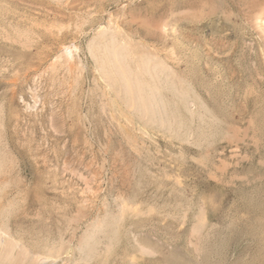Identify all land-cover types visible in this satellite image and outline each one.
<instances>
[{
	"label": "rangeland",
	"instance_id": "1",
	"mask_svg": "<svg viewBox=\"0 0 264 264\" xmlns=\"http://www.w3.org/2000/svg\"><path fill=\"white\" fill-rule=\"evenodd\" d=\"M129 1L0 0V122L3 121L0 123V180L5 177L0 181V189L5 190H0V224L6 226L8 223L7 226H11L7 227L9 232L21 246H28L30 255L38 253L33 251L35 248L42 253L43 244L50 247L56 243L60 246L62 255L60 253L55 260L48 259L49 262L41 264H55L59 258L62 260L60 259L58 264H115L118 261L117 264H194L192 262L195 260L197 264H264V26L259 25V17L262 15L264 18V0ZM209 12L214 16H210ZM109 14L113 15V19ZM198 14H201L199 18ZM108 17H111L112 30L121 32V38L128 36L127 41L130 40L137 52L143 53L152 49V54H157L163 59L166 57L165 61L169 65L179 68L185 77H189L193 90L196 95L199 93L200 96L197 97H201L199 100L202 99L201 102L208 109V116L210 114L209 119L212 121L209 120L211 126L206 125L208 129H204V132H207L204 133L206 136L202 135L203 140L195 127L198 120L194 118H197L198 112H203L204 108H199L196 101L190 102V107L196 115L195 117L193 114L194 118L190 117L191 129L194 128L188 131L187 136L180 137L157 123L148 121V115H138L137 104L132 99L131 92L126 104L123 98L105 87L104 82H100L102 79H99V73L94 69L95 62L87 55L89 53L86 48L93 30H98V24L108 22ZM116 18H119V21ZM94 25L97 28H94ZM66 47H76V50L72 51L71 62L63 52ZM147 48V51H143ZM188 68L190 70H187ZM93 71L96 72L95 75ZM120 105H123L122 109ZM125 110L133 112V116ZM140 120L142 123L145 120L144 124L139 122ZM210 131L212 134L208 133ZM195 135L200 136V140L195 138ZM189 137L192 140L195 138L196 142L193 140V143ZM4 140L7 146L3 143ZM180 153L184 159L179 158ZM10 157L14 162H10V159L8 161ZM169 161H175L174 165L168 163ZM221 163L227 167H220ZM219 169L223 170L222 173ZM166 171L169 175L164 176ZM175 181L179 185H176ZM162 183H165V186ZM181 185L183 189L180 188ZM17 190L18 192H15ZM149 190L155 193L154 196L147 193ZM155 190H158L157 193ZM170 191H176L171 193L175 198L171 197ZM176 193L179 196L175 195ZM195 193L197 195L193 196ZM120 195L126 198L121 199ZM166 195H170L171 199ZM185 199L187 202L183 201ZM133 200L138 201L132 203ZM145 200L149 202L144 203ZM168 200H171V203ZM162 202L168 207L165 203L161 204ZM105 203L108 210L112 209L111 212L103 209L106 207ZM119 203L125 204L123 211H120ZM157 204H160V207ZM193 204L199 207L191 206ZM171 206H175V209H171ZM7 207L9 209L4 212ZM99 211L102 215H98ZM165 214L176 220L167 218L168 215ZM113 215L119 216L114 225L115 230L109 234H99L98 255H101L88 260L79 251L78 240L82 235V238L85 236L98 219L109 220ZM144 216L149 217L148 220L143 218ZM177 219L178 225L175 222ZM156 221L161 225H157ZM128 223L131 225L128 226ZM191 223L199 228L194 225L195 229ZM163 231L164 233H161ZM144 233H148V239L142 237L145 236ZM32 235L38 238L35 239L36 236ZM125 236L132 238L129 237L127 241ZM41 237L45 242H41ZM162 238L166 239L165 243ZM171 238L176 240L172 241ZM167 240L168 244L172 242L169 246ZM47 241L51 242L48 244ZM158 241L163 242L158 244ZM219 241L223 245L219 244ZM69 243L72 247L68 246ZM139 243L144 246V251H141ZM159 245L162 247H158ZM173 245L179 247H172ZM173 248L178 250H174L177 254ZM180 248L184 249L185 253ZM66 251L70 252V255L65 253ZM179 253L183 256L180 257ZM185 258L189 261L191 259L192 262ZM30 260L26 259L27 262L23 264L30 263Z\"/></svg>",
	"mask_w": 264,
	"mask_h": 264
},
{
	"label": "bare ground",
	"instance_id": "2",
	"mask_svg": "<svg viewBox=\"0 0 264 264\" xmlns=\"http://www.w3.org/2000/svg\"><path fill=\"white\" fill-rule=\"evenodd\" d=\"M127 2L129 1V0H126ZM131 1H133V0H131ZM131 1H129V2H131ZM122 2V1H121ZM126 2V3H127ZM123 3V2H122ZM125 3V2H124ZM123 3V4H124ZM129 4V3H128ZM122 5V4H121ZM126 7V6H125ZM203 11V10H202ZM212 11V10H211ZM109 12H111V11H109ZM204 12V11H203ZM216 12V11H215ZM106 13V12H105ZM212 13H213V11H212ZM106 14H108V13H106ZM204 14V13H203ZM208 14V13H207ZM111 17L113 16V15H111V14H109ZM109 15H106V16H109ZM199 15V14H198ZM201 15V14H200ZM200 15L198 16V18L200 17ZM209 15L210 16H214L213 14L211 15V13L209 12ZM105 16V15H104ZM105 16V17H106ZM206 16V15H205ZM262 16V15H261ZM259 17V21H260V23H259V25H261V27L262 26H264L263 25V23H264V18H262V17ZM110 17V18H111ZM116 17H117V15H116ZM197 17V16H196ZM222 17V16H221ZM103 18V17H102ZM109 18V17H108ZM109 18V21L108 22H105V23H101V24H98V30L97 31H94L93 30V35L90 37V39H89V41H88V43H87V53H89V54H87V55H90V57L94 60V62H95V67H94V69L96 70V72H98L99 73V79L101 78L102 80L100 81V80H98V81H100V82H104L105 83V87H107V88H109V90H113V92L116 94V95H119L121 98H123L124 99V101H125V103L127 104L128 103V97H129V94H130V92L132 93V94H130V95H132L133 96V98L132 99H134L135 100V103L137 104V110H135V111H137V113H138V115L139 114H141V115H148V121H150V122H152V123H157V125H159V126H162V127H164V129L165 130H168V131H171V132H174L175 134H176V136L178 135V136H182V135H186L187 133H188V131L189 130H192L191 129V116L193 117L194 115H195V111H194V109L192 110L191 109V107H190V102L191 101H196L197 102V104H199V108H204V111L203 112H201L200 113V111L198 112V116H197V118H194V119H197L198 121H197V124H196V130H198L197 132H198V135H200V136H202V135H204V133L205 132H207L206 130H205V132H204V129L209 125V126H211V124H209V122L211 121L210 119H209V116H210V114H209V116H208V109L203 105V103L201 102V100H199L198 99V97L197 96H200V95H196V93H195V91L193 90V87H192V85L190 84V82H189V80H188V78H187V75H186V77L182 74V72L181 71H179L178 69H176V67H172V65H169L166 61H165V58L163 59V58H161L159 55L157 56V54H152V49H151V51H150V49H149V51H147L148 50V48L146 49V50H143V51H147V52H143V53H140V52H137L135 49H137V48H135V47H133V45H131V43L129 42V41H127L128 39L126 38V37H128V36H125V38H121V36L119 35V33H121V32H118L117 31V29H113L112 30V28H111V26L113 27V25H112V21H111V19H113V17L110 19ZM115 18V17H114ZM203 18H205L204 17V15H203ZM210 18V17H209ZM216 18V17H215ZM224 18V17H223ZM116 19H118V21H119V18H116ZM207 19V18H206ZM220 19V18H219ZM94 20V19H93ZM93 20H92V22H93ZM98 20H100V19H98ZM104 20V19H103ZM103 20H101V21H103ZM108 19H106V21H107ZM118 21H116V22H118ZM201 21H202V19H201ZM201 21H200V23H201ZM220 21V20H219ZM257 21H258V19H257ZM91 22V23H92ZM95 22V21H94ZM97 22V21H96ZM98 23V22H97ZM93 24H95V23H93ZM92 24V25H93ZM117 24V23H116ZM115 24V25H116ZM207 25V24H206ZM95 27L94 28H97L96 27V25H94ZM90 27V26H89ZM119 27H120V25H119ZM118 28V27H117ZM91 29H93L92 27H91ZM261 29H263V28H261ZM206 30V29H205ZM24 31V30H23ZM228 31V30H227ZM233 31V30H232ZM95 32V33H94ZM228 33V32H227ZM232 33V32H231ZM91 34V33H90ZM128 34V33H127ZM87 35V34H86ZM89 35V34H88ZM121 35H122V33H121ZM204 36V35H203ZM87 37V36H86ZM123 37H124V35H123ZM130 37V36H129ZM178 38V37H177ZM177 38H175V39H177ZM180 38V37H179ZM180 41V40H179ZM190 43V42H189ZM188 43V44H189ZM134 44V43H133ZM144 44H146V43H144ZM186 44V43H185ZM185 44H184V46H185ZM140 45H142V44H140ZM85 46V45H84ZM146 46H148V45H146ZM144 47V46H143ZM82 48H83V46H82ZM141 48V47H140ZM146 48V47H145ZM76 50V47H73V48H70V47H66V48H64V50H63V52L68 56V58H67V60H70V59H72L71 58V54H73V50ZM85 50V49H84ZM141 50H142V48H141ZM141 50H139V51H141ZM149 52H151V53H149ZM154 53V52H153ZM157 53V52H156ZM160 53V52H159ZM56 57H58V56H56ZM59 58H60V56H59ZM203 58V57H202ZM56 59H58V58H56ZM181 59V58H180ZM199 59V58H198ZM182 60V59H181ZM198 61V63H199V61H200V59L199 60H197ZM196 61V62H197ZM70 62H71V60H70ZM183 65V64H182ZM196 65V64H195ZM198 65V64H197ZM182 67V66H181ZM180 67V68H181ZM187 67V66H186ZM188 67H189V65H188ZM93 69V70H94ZM71 70V69H70ZM69 70V71H70ZM75 70V69H74ZM77 70V69H76ZM187 70H190L189 68L187 69ZM194 70V69H193ZM197 70V69H196ZM182 71H184V70H182ZM94 72V71H93ZM92 72V73H93ZM96 72H94V75H95V73ZM75 73H76V71H75ZM189 74H191V72H189ZM96 76H98L97 74H96ZM96 76H94V78L96 77ZM192 76V75H191ZM93 78V79H94ZM191 78V77H190ZM75 79V78H74ZM98 79V78H97ZM76 80V79H75ZM193 80V79H192ZM191 80V81H192ZM97 81V80H96ZM95 81V82H96ZM98 83V82H97ZM193 83H194V81H193ZM102 85V84H101ZM194 85V84H193ZM77 86H78V82H77ZM195 87V86H194ZM36 88V87H35ZM104 90H105V88H104ZM34 92V91H33ZM32 92V93H33ZM37 92V91H36ZM106 92V91H105ZM109 94V93H108ZM111 95V94H110ZM114 95V94H113ZM32 96H34L33 94H32ZM31 96V97H32ZM117 97V96H116ZM120 98V99H121ZM112 99V98H111ZM113 99H115V98H113ZM112 99V100H113ZM118 100H116V102H117ZM124 101H123V103H124ZM205 101V100H204ZM25 103V102H24ZM110 103V102H109ZM122 103V102H121ZM204 103H206V101L204 102ZM28 104V103H27ZM35 104H37V103H35ZM205 105H207V104H205ZM25 106V105H24ZM33 106V105H32ZM114 106H115V104H114ZM119 106V105H118ZM121 106V105H120ZM123 106V105H122ZM122 106L120 107L121 109H122ZM27 107H29V106H27ZM111 107H113V106H111ZM130 108L131 107H134V106H129ZM207 107H209V106H207ZM26 108V107H25ZM116 108H118L119 109V107H116ZM128 108V107H127ZM126 108V109H127ZM210 108V107H209ZM30 109V108H29ZM34 109V108H33ZM32 109V110H33ZM28 110V109H27ZM198 110V109H197ZM210 110H213L212 108H210ZM26 111V110H25ZM29 111V110H28ZM123 111V110H122ZM2 112V111H1ZM125 112H129L128 110L126 111L125 110ZM131 112V111H130ZM129 112V113H130ZM215 111L213 110V113H214ZM132 113V116H133V112H131ZM137 113L135 114L136 116H137ZM194 114V115H193ZM216 114V113H215ZM195 117H196V115H195ZM135 118V117H134ZM137 119V118H136ZM3 120V119H2ZM138 120V119H137ZM210 120V121H209ZM142 120H140L139 122H141ZM1 122H3V121H1ZM0 122V123H1ZM138 122V121H137ZM144 122H145V120H144ZM144 122L142 123V124H144ZM194 122H195V120H194ZM212 122V121H211ZM210 122V123H211ZM217 123V122H216ZM146 124V123H145ZM219 124V123H218ZM217 124V125H218ZM207 125V126H206ZM212 125H214L213 123H212ZM217 125H216V127H217ZM55 126V125H54ZM142 126V125H141ZM146 126V125H145ZM149 126H151V125H149ZM154 126H155V124H154ZM208 126V127H209ZM215 126V125H214ZM213 126V127H214ZM1 127V126H0ZM153 127V126H152ZM216 127H214V128H216ZM151 128V127H150ZM149 128V129H150ZM157 128V127H156ZM163 129V128H162ZM206 129H208V128H206ZM219 129V128H218ZM148 130V129H147ZM210 130H212V129H210ZM213 130H215V129H213ZM212 130V131H213ZM159 131H161L160 129H159ZM163 131V130H162ZM194 131H195V129H194ZM209 131V130H208ZM212 131H210V132H208V133H211ZM216 131V130H215ZM218 131V130H217ZM164 132H166V131H164ZM192 132V131H191ZM195 133V132H194ZM216 133V132H215ZM165 134V133H164ZM167 134H169V132L167 133ZM197 134V133H196ZM212 134V133H211ZM174 135V134H173ZM190 135V134H189ZM198 135H197V137H198ZM208 135H210V134H208ZM214 135V134H213ZM216 135V134H215ZM168 136V135H167ZM187 136V135H186ZM199 136V137H200ZM204 136H206V135H204ZM1 137H2V135H1ZM168 137H170V136H168ZM196 137V135H195V138H197ZM199 137L197 138V139H199ZM4 138V137H3ZM173 138V137H172ZM183 138V137H182ZM190 138V137H189ZM193 139V140H195V142H196V139ZM201 138V137H200ZM213 138V137H212ZM212 138H210V139H212ZM177 139V138H176ZM191 139V138H190ZM207 139V138H206ZM6 140V139H5ZM5 140H4V142L3 141H1V143L3 142V143H5ZM183 140V139H182ZM193 140L191 139V141L193 142ZM200 140V139H199ZM198 140V141H199ZM201 140H203V136H202V139ZM209 140V139H208ZM7 141V140H6ZM187 141H188V139H187ZM184 142H186V141H184ZM191 142V143H192ZM201 142V141H200ZM208 142V141H207ZM210 142V141H209ZM2 143V144H3ZM170 143V142H169ZM194 143V142H193ZM203 143V142H202ZM6 144V146H7V142L5 143ZM198 144V143H197ZM199 144H201V143H199ZM212 144V143H211ZM195 145V144H194ZM205 145V144H204ZM3 148H5V146L3 147ZM3 148H1V149H3ZM169 148V147H168ZM3 150H5V149H3ZM217 150V149H216ZM7 151V150H6ZM180 151V150H179ZM181 152V151H180ZM5 153V152H4ZM8 153H11V152H9L8 151ZM2 155V154H1ZM181 156V157H180ZM182 153H180L179 154V158L180 159H184V158H182ZM1 157V156H0ZM2 157H3V155H2ZM8 157V156H7ZM6 156H5V158H7ZM173 158H174V156H172ZM171 157V158H172ZM176 157H177V155H176ZM176 157H175V159H176ZM205 157V156H204ZM4 158V159H5ZM13 158V157H12ZM170 158V159H171ZM178 158V159H179ZM206 158V157H205ZM3 159V158H2ZM3 159V160H4ZM11 160V157L10 158H8V161H10ZM6 160V159H5ZM13 160V159H12ZM10 161V162H14V161ZM172 160V159H171ZM177 160V159H176ZM2 161V160H1ZM7 161V163H9L10 164V162H8ZM224 161V160H223ZM226 161V160H225ZM6 162V161H5ZM171 161H169L168 163H170ZM177 162H179V161H177ZM182 162H184V161H182ZM264 162V161H263ZM2 163H4L3 161H2ZM1 163V164H2ZM139 163V162H138ZM173 163H175V161L173 162ZM173 163H170V164H173ZM226 164H227V162H226ZM234 164H235V162H234ZM237 164H239L238 162H237ZM3 165V164H2ZM1 165V166H2ZM174 165V164H173ZM178 165V164H177ZM217 166H218V164H216ZM225 165V164H224ZM223 165V166H224ZM229 165H230V163H228V167H229ZM231 165H233L232 163H231ZM5 166H6V164H5ZM8 166V165H7ZM134 166V165H133ZM215 166V165H214ZM216 166V167H217ZM222 166V163H221V166L220 167H223ZM236 166H238V165H236ZM264 166V165H263ZM180 167V166H179ZM184 167V166H183ZM225 167H227L226 165H225ZM252 167V166H251ZM10 168V167H9ZM67 168V167H66ZM162 168V167H161ZM182 168V167H181ZM218 168V167H217ZM233 168V167H232ZM254 167H252V169H253ZM1 169V168H0ZM3 169V168H2ZM5 169H6V167H5ZM5 169H3V171L5 172ZM176 169V168H175ZM223 169V168H222ZM225 169L226 168H224V171H225ZM239 169V168H238ZM238 169H236V170H238ZM69 170V169H68ZM159 170V169H158ZM163 170V169H162ZM177 170V169H176ZM178 170H180V169H178ZM184 170V169H183ZM182 170V171H183ZM221 169H219V171H220ZM231 170V169H230ZM233 170V169H232ZM250 170V169H249ZM156 171V170H155ZM188 171V170H187ZM222 171L223 170H221V173H222ZM227 171V170H226ZM247 171H248V169H247ZM1 172V171H0ZM157 172V171H156ZM159 172V171H158ZM235 172V171H234ZM240 172V171H239ZM244 172V171H243ZM255 172H257V170L255 171ZM261 172H263V171H261ZM152 174H154V172H151ZM163 173H164V171H163ZM172 173V172H171ZM176 173V172H175ZM180 173H182V172H180ZM187 173V172H186ZM217 172H215V174H216ZM233 173V172H232ZM254 173V172H253ZM2 174V173H1ZM159 174H160V172H159ZM167 171H166V174H164V176L166 175L167 176ZM173 174V173H172ZM178 175H179V173H177ZM245 174V173H244ZM261 174V173H260ZM4 175V174H3ZM80 175H82V174H80ZM155 175H156V173H155ZM169 175V174H168ZM182 175V174H181ZM217 175H219V174H217ZM222 175V174H221ZM220 175V176H221ZM225 175V174H224ZM230 175V173L227 175V176H229ZM234 175V174H233ZM232 175V176H233ZM5 176V175H4ZM173 176H175V175H173ZM189 176V175H188ZM85 177V176H84ZM157 177V176H156ZM155 177V178H156ZM176 177V176H175ZM174 177V178H175ZM179 176H177L176 178H178ZM216 177V176H215ZM234 177V176H233ZM236 177V176H235ZM237 177H239L238 175H237ZM7 178V177H6ZM10 178V177H9ZM154 178V177H153ZM154 178V179H155ZM157 178H161V176L160 177H157ZM163 178V177H162ZM161 178V179H162ZM219 178V177H218ZM240 178V177H239ZM238 178V179H239ZM246 178V177H245ZM248 178H249V176H248ZM3 179H5V177L3 178ZM2 178H1V180H3ZM220 179V178H219ZM237 179V178H236ZM243 178L241 177V180H242ZM257 179V178H256ZM0 180V181H1ZM7 180V179H6ZM9 180V179H8ZM159 180V179H158ZM173 180V179H172ZM188 180H189V177H188ZM225 180V179H224ZM224 180H223V182H224ZM246 180V179H245ZM10 181V180H9ZM89 181V180H88ZM160 181V180H159ZM169 180H167V182H168ZM190 181H192L191 179H190ZM230 181H231V178H230ZM262 181V180H261ZM3 182V181H2ZM7 182V181H6ZM85 182V181H84ZM165 182V181H164ZM176 182V185L178 184L177 183V181H175ZM175 182H173L174 184H175ZM222 182V183H223ZM227 182V181H226ZM228 182H229V180H228ZM245 182V181H244ZM247 182H249V181H247ZM263 182V181H262ZM10 183V182H9ZM8 183V184H9ZM154 183H155V180H154ZM166 183V182H165ZM164 183V184H165ZM169 183H170V181H169ZM173 183H172V185H173ZM221 183V182H220ZM3 184V183H2ZM85 184H86V182H85ZM163 184V183H162ZM162 184H160V185H162ZM163 184V185H164ZM192 184V183H191ZM227 184V183H226ZM240 184V183H239ZM250 184H251V182H250ZM262 184V183H261ZM10 185V184H9ZM159 185V186H160ZM167 185V184H166ZM171 185V184H170ZM179 185V184H178ZM186 185V184H185ZM184 185V186H185ZM243 185V184H242ZM241 185V186H242ZM249 185V184H248ZM251 185H253V184H251ZM255 185V184H254ZM0 186H1V184H0ZM4 186V185H3ZM87 186V185H86ZM155 186V185H154ZM159 186H157V188L159 187ZM165 186V185H164ZM175 185H173L172 187H174ZM187 186V185H186ZM188 186H189V184H188ZM229 186V185H228ZM227 186V187H228ZM258 186H259V184H258ZM8 187H10V186H8ZM168 187V186H167ZM177 187H179V186H177ZM182 187V185L180 186V188ZM246 187H249V186H246ZM256 187V186H255ZM255 187H253V188H255ZM5 188V187H4ZM153 188V187H152ZM156 188V187H155ZM160 188V187H159ZM164 188V187H163ZM169 188V187H168ZM184 187H182L181 189H183ZM215 188V187H214ZM221 188V187H220ZM235 188V187H234ZM252 188V190L254 191V189ZM260 188V187H259ZM2 190H4L3 188H1ZM0 189V190H1ZM20 189H22V188H19V190ZM171 189V188H170ZM175 188H173V189H171V190H174ZM177 189V188H176ZM186 189V188H185ZM189 189V188H188ZM196 189H198V188H196ZM223 190H224V188H222ZM237 189V188H236ZM239 189V188H238ZM86 190V189H85ZM153 190V189H152ZM151 190V191H152ZM160 190H161V188H160ZM166 190V189H165ZM257 190V189H256ZM5 191V190H4ZM3 191V192H4ZM150 191V190H149ZM147 192V193H152L151 191L150 192ZM156 191V193H157V191L158 190H155ZM154 191V192H155ZM164 191V190H163ZM179 191V190H178ZM177 191V192H178ZM182 191V190H181ZM185 191V190H184ZM184 191H183V193H184ZM200 191V190H199ZM214 191V190H213ZM226 191V190H225ZM224 191V192H225ZM228 191V190H227ZM234 191V190H233ZM241 191V190H240ZM246 191V190H245ZM15 192H18V190L17 191H15ZM85 192V191H84ZM159 192H161V191H159ZM166 192H168V191H166ZM172 192H176V191H172ZM171 191H170V195H171V193H172ZM180 192V191H179ZM197 192V191H196ZM215 192H216V190H215ZM222 192V191H221ZM229 192V191H228ZM244 192V191H243ZM261 192H262V190H261ZM6 193V192H5ZM162 194H163V192H161ZM192 193V192H191ZM204 193V192H203ZM218 193V192H217ZM245 193V192H244ZM255 193V192H254ZM122 194V193H121ZM153 194V196H154V194L155 193H152ZM243 194V193H242ZM264 194V193H263ZM158 195V194H157ZM170 195H166L167 197H169ZM175 195H177V193L175 194ZM186 195H187V193H186ZM185 195V196H186ZM194 195H197L196 193L195 194H193V196ZM205 195V194H204ZM222 195H226V194H222ZM231 195V194H230ZM248 195V194H247ZM119 196V195H118ZM121 196V195H120ZM153 196H152V198H153ZM177 196H179V195H177ZM176 196V197H177ZM207 196V195H206ZM245 196H246V194H245ZM250 196V195H249ZM124 196H121V197H119V198H121V199H125L126 197H124ZM164 197V196H163ZM171 197H174V196H172L171 195ZM182 197H183V195H182ZM188 197H189V195H188ZM201 197V196H200ZM239 197V196H238ZM248 197V196H247ZM253 197V196H252ZM118 198V197H117ZM118 198V199H119ZM146 198V197H145ZM158 198V197H157ZM161 198V196L159 197V199ZM165 198V197H164ZM163 198V199H164ZM170 198V197H169ZM175 198V197H174ZM174 198H172V199H174ZM181 198V197H180ZM186 198V197H185ZM192 198V197H191ZM121 199H119V201L121 200ZM133 199V198H132ZM146 199H148V198H146ZM150 199V198H149ZM168 199V198H167ZM171 199V198H170ZM212 199H214V197L212 198ZM211 199V200H212ZM112 200H114V199H112ZM111 200V202H113ZM116 200V199H115ZM154 200V199H153ZM156 200V199H155ZM194 200V199H193ZM209 200V199H208ZM238 200V199H237ZM255 200V199H254ZM118 201V202H119ZM126 201H127V199H126ZM130 201H132L131 199H130ZM136 201H138V200H136ZM136 201H134L133 200V202L132 203H134V202H136ZM141 201H142V199H141ZM150 201H151V199H150ZM163 201V200H162ZM167 201V200H166ZM169 202L171 201V200H168ZM172 201H174V200H172ZM175 201H177L176 199H175ZM183 201H186V199L185 200H183ZM195 201V200H194ZM224 201V200H223ZM228 201V200H227ZM236 201V200H235ZM242 201V200H241ZM246 201V200H245ZM250 201H251V199H250ZM256 201V200H255ZM254 201V202H255ZM9 202V201H8ZM116 202V201H115ZM122 202V201H121ZM120 202V203H121ZM147 201L145 200V202L144 203H146ZM149 202V201H148ZM147 202V203H148ZM160 202V201H159ZM159 202H157V203H159ZM179 202V201H178ZM177 202V203H178ZM187 202V201H186ZM197 202V201H196ZM199 202V201H198ZM202 202V201H201ZM229 202V201H228ZM240 202V201H239ZM253 202V203H254ZM264 202V201H263ZM119 203V209H120V211H123L124 210V205L125 204H120ZM131 203V202H130ZM129 203V204H130ZM131 203V204H132ZM139 203H140V200H139ZM152 203V202H151ZM153 203H155V201H153ZM165 202H162L161 204H164ZM168 203V202H167ZM171 203V202H170ZM177 203H176V205H177ZM189 203V202H188ZM206 203H208L209 204V202H206ZM206 203H204V204H206ZM213 203V202H212ZM235 203V202H234ZM256 203V202H255ZM259 203V202H258ZM113 204H114V202H113ZM116 204H117V202H116ZM116 204H115V207H116ZM150 204V203H149ZM166 204V203H165ZM196 204H198V203H196ZM201 204H203V202L201 203ZM221 204V203H220ZM238 204V203H237ZM241 204V203H240ZM243 204H244V201H243ZM242 204V205H243ZM249 204V203H248ZM257 204V203H256ZM105 205H106V203H105ZM110 205H112V203L110 204ZM151 205V204H150ZM167 205V204H166ZM165 205V206H166ZM183 205H184V203H183ZM195 204H193V205H191V206H194ZM224 205V204H223ZM235 205V204H234ZM239 205V204H238ZM247 205V204H246ZM250 205V204H249ZM252 205V204H251ZM258 205V204H257ZM129 206V205H128ZM132 206H134V204L132 205ZM143 206V205H142ZM154 206V205H153ZM157 206L158 207H160V204L158 205L157 204ZM162 206V205H161ZM178 206V205H177ZM196 207H199V206H197V205H195ZM229 206V205H228ZM230 206H232V204H230ZM254 206H256V205H254ZM263 206V205H262ZM9 207V206H8ZM6 208V210L4 211V212H7V210L9 209V208ZM107 205H106V209L105 208H103L104 210H107V211H110L111 212V210H108L107 209ZM113 207V206H112ZM131 207V206H130ZM157 207V208H158ZM166 207H168V205L166 206ZM172 207V206H171ZM171 207H169V208H171ZM175 207V206H174ZM174 207H172L171 209H173ZM184 207V206H183ZM221 207V206H220ZM250 207H252V206H250ZM260 207V206H259ZM111 208V207H110ZM117 208V207H116ZM116 208H113V209H116ZM132 208V207H131ZM130 208V209H131ZM192 208V207H191ZM206 208V207H205ZM217 208V207H216ZM215 208V209H216ZM234 208V207H233ZM164 209V208H163ZM168 209V208H167ZM175 209V208H174ZM187 209V208H186ZM210 209V208H209ZM101 211H102V209H100ZM103 210V211H104ZM154 210H156V208L154 209ZM181 210V209H180ZM196 209H194V211H195ZM203 210H205V209H203ZM213 210V209H212ZM221 210H223L222 208H221ZM257 210V209H256ZM98 211V210H97ZM158 211V210H157ZM157 211H155V213H157ZM166 211V210H165ZM169 211V210H168ZM167 211V212H168ZM189 211V210H188ZM192 211V210H191ZM193 211V213L195 214V212L197 213L198 212V210L197 211H195L194 212ZM211 211V210H210ZM251 211V210H250ZM106 212V211H105ZM104 212V213H105ZM148 212H150V211H148ZM172 212V211H171ZM181 212H182V210H181ZM203 212V211H202ZM223 212V211H222ZM231 212V211H230ZM230 212H228V213H230ZM236 212V211H235ZM234 212V213H235ZM99 213H100V211H99ZM107 213V212H106ZM113 213V212H112ZM118 213V212H117ZM155 213H151L153 216H154V214ZM159 213V212H158ZM166 213V212H165ZM175 213H176V211H175ZM190 213V212H189ZM192 213V214H193ZM96 214V213H95ZM108 214V213H107ZM160 214V213H159ZM161 214H162V212H161ZM172 214V213H171ZM192 214H190V215H192ZM206 214V213H205ZM98 215H102L101 213L100 214H98ZM122 215V214H121ZM145 215V214H144ZM147 215H148V213H147ZM152 215H149V216H152ZM156 215V214H155ZM166 215H168V214H165V216ZM176 215H178V214H176ZM197 215V214H196ZM232 215H234V214H232ZM95 216V215H94ZM105 215H103V217H104ZM107 216V215H106ZM124 216V215H123ZM157 216V215H156ZM164 216V215H163ZM169 216V215H168ZM167 216V218H171V219H174L173 217H171V215L168 217ZM188 216V215H187ZM221 216V215H220ZM228 216H230V214L228 215ZM95 217H97V216H95ZM109 217V216H108ZM121 217V216H120ZM146 216H144L143 218H145ZM159 218H161L162 219V217H160V215L158 216ZM195 217V216H194ZM234 217V216H233ZM98 218H100V217H98ZM105 218V217H104ZM107 218V217H106ZM147 218V217H146ZM149 218V217H148ZM148 218L146 219V220H148ZM152 218V217H151ZM157 218V217H156ZM158 218V219H159ZM165 218V217H164ZM191 218H192V216H191ZM190 218V219H191ZM219 218V217H218ZM101 219V218H100ZM161 219H160V221H161ZM166 219V218H165ZM165 219H163L164 221H165ZM178 219H180V218H178ZM178 219H177V221H175V222H177V225H178ZM189 219V218H188ZM198 219H200L199 217H198ZM216 219V218H215ZM227 219H229V218H227ZM94 220H96V218H94ZM92 221L93 223L95 222V221ZM117 220H119V216H114L113 215V217H110V219L109 220H105L104 221V219L102 220V221H100L99 219L93 224V226H91L92 228L91 229H89L88 230V232L87 233H85V236L82 238V236H81V238H82V240H81V238H80V240H78V241H80V245H79V242H77L78 243V246L77 247H79V251H81L82 252V254L83 255H85V257L89 260L90 258L92 259L93 257H95V256H97L98 255V243H99V239H100V237H99V234L101 233V232H108V234L112 231H114L115 230V228H114V225H115V223L117 222ZM121 220H122V218H121ZM146 220H145V222H146ZM167 221H168V219H166ZM174 220H176V219H174ZM182 220V219H181ZM204 220V219H203ZM246 220V219H245ZM4 221V220H3ZM150 221V220H149ZM159 221V222H160ZM171 221H173V220H171ZM238 221V220H237ZM6 222V221H5ZM102 222V223H101ZM144 222V221H143ZM143 222H141V223H143ZM148 222V221H147ZM152 222V221H151ZM157 222V221H156ZM184 222V221H183ZM183 222H182V224H183ZM187 223L189 222V221H186ZM205 222V221H204ZM227 222V221H226ZM1 223V222H0ZM130 223V222H129ZM129 223H128V226H130L129 225ZM134 223H135V221H134ZM140 223V224H141ZM155 223V222H154ZM154 223H152V224H154ZM161 223V222H160ZM163 223V222H162ZM181 223V222H180ZM195 223H197L196 221H195ZM210 223V222H209ZM8 224V223H7ZM7 224H6V226L4 225V224H0V264H23L24 262L26 263L27 261H26V259H31L30 261V263H28V264H41V262L43 263V262H45V261H47L48 259L50 260V259H56V258H58L59 256H60V250H61V248H60V246H58L56 243H54L53 245H52V243H50V245H52V246H50V247H48V246H44V244H43V246H42V248H41V252L42 253H40V250H37L38 248H35V249H33V251H38V253L36 252L35 254H31L30 255V252H29V250L27 249L28 248V246L27 247H24V246H21L20 244H19V242L17 241V240H15V238H13V236L11 235V233L9 232V230H8V228L7 227H11V226H7ZM10 224V223H9ZM173 224V223H172ZM185 224V223H184ZM192 224V223H191ZM237 224V223H236ZM135 225V224H134ZM146 225V224H145ZM157 225H161V224H158V222H157ZM187 225V224H186ZM193 225V227L196 229V227H197V225L196 224H192ZM194 225H196V227L194 226ZM199 225V224H198ZM226 226H227V224H225ZM241 225V224H240ZM118 226H120V225H118ZM126 226V225H125ZM133 226V225H132ZM181 226V225H180ZM206 226V225H205ZM220 226V225H219ZM15 227V226H14ZM19 227V226H18ZM148 227V226H147ZM162 227H165V226H162ZM176 227V226H175ZM185 227V226H184ZM187 227H189L188 225H187ZM192 227V228H193ZM201 227V226H200ZM204 227V226H203ZM217 227V226H216ZM237 227V226H236ZM240 227V226H239ZM244 227V226H243ZM256 227V226H255ZM86 228V227H85ZM87 228H89V227H87ZM126 228H129V227H126ZM132 228V227H131ZM130 228V229H131ZM140 229H142L141 227H139ZM138 228V229H139ZM145 228V227H144ZM143 228V229H144ZM152 228V227H151ZM154 228V227H153ZM190 228H191V226H190ZM189 228V229H190ZM191 228V229H192ZM199 227H197V229H198ZM202 228V227H201ZM119 229V228H118ZM129 229V232L131 233V230ZM139 229V230H140ZM146 229V228H145ZM144 229V230H145ZM155 229V228H154ZM163 229V228H162ZM165 229V228H164ZM182 229V228H181ZM190 229V230H191ZM194 229V230H195ZM203 229V228H202ZM213 229V228H212ZM219 229V228H218ZM234 229V228H233ZM241 229V228H240ZM243 229V228H242ZM257 229V228H256ZM136 230V229H135ZM134 230V231H135ZM147 230V229H146ZM148 230H150V229H148ZM166 230V229H165ZM236 230H237V228H236ZM235 230V231H236ZM27 231V230H26ZM42 231H44V230H42ZM126 231H127V229H126ZM134 231H132V232H134ZM137 231V230H136ZM141 231H143V230H141ZM192 231V230H191ZM200 231H201V229H200ZM200 231H199V233H200ZM228 231V230H227ZM231 231V230H230ZM239 231V230H238ZM263 231V230H262ZM261 231V232H262ZM75 232V231H74ZM121 232V231H120ZM124 233H125V231H123ZM128 232V233H129ZM158 231H156V233H157ZM167 232V231H166ZM210 232V231H209ZM222 232H224V231H222ZM221 232V233H222ZM241 232V231H240ZM259 232V231H258ZM31 233H34V232H31ZM84 233H82V234H84ZM134 233H136V232H134ZM133 233V234H134ZM155 233V232H154ZM153 233V234H154ZM161 233H164V231L163 232H161ZM196 233H198V232H196ZM19 234V233H18ZM17 234V235H18ZM21 234H22V232H21ZM27 234H29V233H27ZM42 234V233H41ZM137 234V233H136ZM139 234H140V232H139ZM138 234V235H139ZM143 234V232L141 233V235ZM148 234V233H147ZM146 234V235H147ZM159 234V233H158ZM157 234V235H158ZM202 234V233H201ZM214 234V233H213ZM233 234V233H232ZM36 235H37V233H36ZM36 235H32V236H36ZM43 235H45V233H43ZM101 235V234H100ZM111 235V234H110ZM123 235V234H122ZM125 235H129V234H125ZM144 235H145V233H144ZM146 235L145 236H142V237H146ZM149 235H150V232H149ZM190 235H192V234H190ZM194 235V234H193ZM200 235V234H199ZM209 235V234H208ZM207 235V236H208ZM239 235V234H238ZM20 236V235H19ZM30 236V235H29ZM38 236H40L39 234H38ZM47 237H48V235H46ZM45 236V237H46ZM103 236V235H102ZM105 236V235H104ZM113 236V235H112ZM111 236V237H112ZM119 236H120V233H119ZM124 236V235H123ZM132 236V235H131ZM131 236H129V237H131ZM136 236V235H135ZM156 236V235H155ZM159 236V235H158ZM163 236H165V235H163ZM162 236V237H163ZM167 236V235H166ZM165 236V237H166ZM174 236V235H173ZM188 236V235H187ZM195 236H196V234H195ZM210 236V235H209ZM208 236V237H209ZM14 237H16V236H14ZM18 237V236H17ZM26 237V236H25ZM43 237V236H42ZM41 237V238H42ZM46 237V238H47ZM109 238H110V236H108ZM126 237V236H125ZM129 237L127 238L126 237V239H127V241H128V239H129ZM137 237H139V236H137ZM137 237H136V239H137ZM148 237L149 236H147L146 238L148 239ZM170 237V236H169ZM175 237V236H174ZM189 237V236H188ZM231 237V236H230ZM28 238H30V237H28ZM38 237L36 236V238L35 239H37ZM51 238V237H50ZM119 238V237H118ZM132 238V237H131ZM151 238V237H150ZM150 238H149V240H150ZM153 238V237H152ZM196 238V237H195ZM194 238V239H195ZM220 238H222L221 236H220ZM26 239H27V237H26ZM40 239V238H39ZM45 239V238H44ZM53 239V238H52ZM52 239H51V241H52ZM57 239V238H56ZM125 239V240H126ZM142 239V238H141ZM144 239V238H143ZM159 239H160V237H159ZM172 239V238H171ZM180 239V238H179ZM207 239V238H206ZM218 239V238H217ZM224 239V238H223ZM222 239V240H223ZM226 239V238H225ZM254 239H256V237L254 238ZM261 239V238H260ZM30 240H31V238H30ZM47 240H49V239H47ZM55 240V239H54ZM62 240V239H61ZM114 240V239H113ZM117 240V239H116ZM124 240V239H123ZM131 240V239H130ZM146 240V239H145ZM154 240V239H153ZM152 239H151V241H153ZM156 240V239H155ZM161 240H163V238L161 239ZM166 240V239H165ZM165 240H163L164 241V243H165ZM173 240H176V238L175 239H172V241ZM181 240V239H180ZM183 240H185V239H183ZM197 240V239H196ZM212 239H210V241H211ZM231 240V239H230ZM33 241H34V239H33ZM37 241V240H36ZM45 242L44 240H43V238H42V240H41V242ZM51 241H49V242H51ZM58 241H60V240H58ZM112 241V240H111ZM136 241H138V239L136 240ZM141 241V240H140ZM143 241V240H142ZM163 241H161L160 243H159V241H158V244H161ZM169 240H167L166 241V243L168 242ZM187 241V240H186ZM191 241V240H190ZM203 241H206V240H203ZM207 241H208V239H207ZM221 241V240H220ZM219 241V242H220ZM224 242H225V240H223ZM41 242L39 243V244H41ZM48 242V241H47ZM49 242H48V244H49ZM62 241H60V243H61ZM130 242V241H129ZM156 242V241H155ZM170 242H171V240H170ZM230 242V241H229ZM232 242V241H231ZM255 242V241H254ZM264 242V241H263ZM38 243V242H37ZM59 243V242H58ZM70 243H71V241H70ZM70 243H69V245L68 246H70ZM111 243V242H110ZM147 243V242H146ZM154 243V242H153ZM157 243V242H156ZM172 243V242H171ZM171 243H169V244H171ZM182 243V242H181ZM185 243V242H184ZM209 243V242H208ZM218 243V242H217ZM222 242H220L219 244H221ZM236 243V242H235ZM256 243H258V242H256ZM255 243V244H256ZM262 243V242H261ZM260 243V244H261ZM27 244H29V243H27ZM31 244V243H30ZM46 244V243H45ZM55 244L57 245V246H55ZM130 244H132L131 242H130ZM129 244V245H130ZM137 244V243H136ZM150 244V243H149ZM157 244V245H158ZM168 244V243H167ZM169 244H168V246H169ZM183 244V243H182ZM181 244V245H182ZM193 244H195L194 242H193ZM205 244H207V243H205ZM226 244V243H225ZM229 244V243H228ZM227 244V245H228ZM254 244V243H253ZM254 244V245H255ZM264 244V243H263ZM24 245H26V244H24ZM35 246H36V244H34ZM34 245H32L33 247H34ZM47 245V244H46ZM59 245H62V244H59ZM65 244H63V246H64ZM72 245V244H71ZM108 245H109V243H108ZM107 245V246H108ZM128 245V244H127ZM134 245V244H133ZM139 245L142 247V250L141 251H144L145 250V248H144V246L141 244V243H139ZM152 245V244H151ZM156 245V244H155ZM180 245V246H181ZM188 245H189V243H188ZM213 245V244H212ZM221 245H223V244H221ZM41 246V245H40ZM67 246V247H68ZM107 246H105V247H107ZM139 246V247H140ZM161 245H159L158 247H160ZM166 246V245H165ZM167 246V247H168ZM178 247H179V245H177ZM177 246H175V245H173L172 247H175V248H178ZM184 246H186V245H184ZM191 246V245H190ZM189 246V247H190ZM194 246V245H193ZM218 246V245H217ZM220 246V245H219ZM235 246V245H234ZM255 246H257V245H255ZM259 246V245H258ZM29 247H31L30 245H29ZM39 247V246H38ZM64 247H66V245L64 246ZM70 247H72V246H70ZM101 247V246H100ZM113 247H115V246H113ZM140 247V248H141ZM154 247V246H153ZM162 247V246H161ZM171 247V248H172ZM187 247V246H186ZM202 247H203V245H202ZM206 247V246H205ZM260 247V246H259ZM32 248V247H31ZM30 248V249H31ZM75 248V247H74ZM111 248V247H110ZM135 248V247H134ZM156 248V247H155ZM154 248V249H155ZM164 248V247H163ZM182 248V247H181ZM180 248V249H181ZM225 248V247H224ZM223 248V249H224ZM253 248V247H252ZM144 249V250H143ZM165 249V248H164ZM167 249H169V247L167 248ZM190 249V248H189ZM196 248L194 247V250H195ZM208 249V248H207ZM222 249V248H221ZM221 249H219V252H220V250ZM231 249V248H230ZM233 249H234V247H233ZM240 249V248H239ZM256 249V248H255ZM74 250V249H73ZM75 250H77V248H75ZM132 250H133V248H132ZM135 250V249H134ZM147 250V249H146ZM174 250H177V249H174L173 248V251ZM184 250V249H183ZM182 249H181V251H183ZM188 250V249H187ZM204 251H205V249H203ZM216 250V249H215ZM225 250V249H224ZM223 250V251H224ZM237 250V249H236ZM250 250V249H249ZM252 250V249H251ZM16 251H18V252H16ZM45 251V252H44ZM64 251V250H63ZM113 251V250H112ZM149 251H151L150 249H149ZM178 251V250H177ZM180 251V250H179ZM190 251V250H189ZM196 251V250H195ZM234 251V250H233ZM44 252V253H43ZM74 252V251H73ZM72 252V253H73ZM107 251H105V253H106ZM134 252V251H133ZM136 252H137V250H136ZM157 252V251H156ZM170 252H172L171 250H170ZM175 252V251H174ZM209 252V251H208ZM226 252H228V251H226ZM225 252V253H226ZM231 252V251H230ZM250 252V251H249ZM248 252V253H249ZM33 253V252H32ZM65 253H68V251H66ZM76 253H78V251L76 252ZM104 253V254H105ZM109 253V252H108ZM154 253V252H153ZM176 253V252H175ZM174 253V254H175ZM183 253H185V251H183ZM251 253V252H250ZM257 253V252H256ZM259 253V252H258ZM262 253V252H261ZM69 255H70V252L68 253ZM81 254V253H80ZM107 254V253H106ZM116 254V253H115ZM120 254V253H119ZM141 254V253H140ZM143 254V253H142ZM149 254V253H148ZM177 254V253H176ZM188 254V253H187ZM186 254V255H187ZM190 254V253H189ZM221 254H222V252H221ZM233 254V253H232ZM246 254V253H245ZM61 255H62V253H61ZM75 255V254H74ZM77 255V254H76ZM101 255V254H100ZM100 255H98V257H100ZM110 255H112V254H110ZM136 255V254H135ZM172 255V257H173V253L171 254ZM179 256L181 255V256H183L182 255V253L180 254H178ZM177 255V256H178ZM193 255V254H192ZM201 255V254H200ZM200 255H199V257H200ZM226 255V254H225ZM244 255V254H243ZM242 255V256H243ZM254 255L255 254H253V257H254ZM64 256V255H63ZM107 256V255H106ZM132 256V255H131ZM150 256V255H149ZM178 256V257H179ZM180 256V257H181ZM190 256V255H189ZM195 256H196V254H195ZM203 256V255H202ZM248 256V255H247ZM259 256H261L260 254H259ZM69 257V256H68ZM75 257V256H74ZM78 257H79V255H78ZM155 257V256H154ZM188 257V256H187ZM186 257V258H187ZM206 257V256H205ZM215 257V256H214ZM217 257H219V256H217ZM246 257V256H245ZM252 257V258H253ZM71 258V257H70ZM76 258H77V256H76ZM111 258V257H110ZM113 258H115V257H113ZM152 258H153V256H152ZM184 258V257H183ZM185 258V260H187ZM191 258V257H190ZM195 258V257H194ZM216 258V257H215ZM240 258V257H239ZM251 258V260H253ZM264 258V257H263ZM62 260V258H59L58 259V262H59V260ZM73 259V258H72ZM86 259V260H87ZM117 259V258H116ZM137 259H139V258H137ZM196 259V258H195ZM212 259V258H211ZM53 260V261H54ZM82 260V259H81ZM85 260V259H84ZM115 260V259H114ZM141 260V259H140ZM139 260V261H140ZM144 260V259H143ZM169 260V259H168ZM182 260V259H181ZM184 260V261H185ZM215 260V259H214ZM222 260V259H221ZM227 260V259H226ZM230 260V259H229ZM257 260V259H256ZM256 260H254V261H256ZM258 260H260V258H258ZM29 261V260H28ZM51 261V260H50ZM57 261V260H56ZM65 261H67V260H65ZM68 261H69V259H68ZM77 261V260H76ZM101 261V260H100ZM109 261V260H108ZM116 261V260H115ZM127 261V260H126ZM156 261V260H155ZM175 261V260H174ZM187 261H189V260H187ZM186 261V262H187ZM190 261H191V259H190ZM189 261V262H190ZM196 261V260H195ZM192 262V263H194V264H197L196 262ZM246 262H247V258H246V260H245ZM262 261V260H261ZM264 261V260H263ZM47 262H49V261H47ZM58 262L57 263H55V264H58ZM64 262V261H63ZM71 262H72V260H71ZM82 263H83V261H81ZM91 262V261H90ZM119 262V261H118ZM117 262V263H118ZM132 262V261H131ZM142 262V261H141ZM151 262V261H150ZM161 262V261H160ZM198 262H199V259H198ZM244 262V261H243ZM260 262V261H259ZM62 263V262H61ZM68 262H66L65 264H67ZM103 263V262H102ZM106 263H107V260H106ZM109 263V262H108ZM117 263H115V264H117ZM122 263V262H121ZM129 263V262H128ZM155 263V262H154ZM188 263V262H187ZM200 263H202V262H200ZM209 263V262H208ZM227 263V262H226ZM239 263V262H238ZM46 264V263H45ZM63 264V263H62ZM73 264V263H72ZM89 264V263H88ZM92 264V263H91ZM110 264V263H109ZM112 264V263H111ZM148 264V263H147ZM150 264V263H149ZM159 264H161V263H159ZM164 264V263H163ZM169 264V263H168ZM173 264V263H172ZM191 264V263H190ZM206 264H207V262H206ZM223 264V263H222ZM225 264V263H224ZM228 264V263H227ZM263 264V263H262Z\"/></svg>",
	"mask_w": 264,
	"mask_h": 264
}]
</instances>
